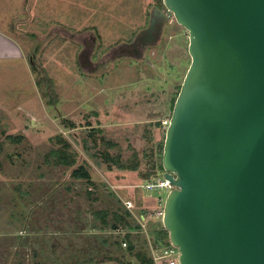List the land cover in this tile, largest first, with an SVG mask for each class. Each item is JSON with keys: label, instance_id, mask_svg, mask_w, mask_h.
I'll use <instances>...</instances> for the list:
<instances>
[{"label": "rangeland", "instance_id": "obj_1", "mask_svg": "<svg viewBox=\"0 0 264 264\" xmlns=\"http://www.w3.org/2000/svg\"><path fill=\"white\" fill-rule=\"evenodd\" d=\"M30 1L38 18H15L25 55L0 58V264H140L164 228L170 191L146 185L164 178L189 33L169 16L142 53H120L166 13L162 0ZM60 149L73 166L55 163ZM81 166L92 182L72 176ZM103 210L131 212L134 228L114 229L112 214L103 225Z\"/></svg>", "mask_w": 264, "mask_h": 264}, {"label": "water", "instance_id": "obj_2", "mask_svg": "<svg viewBox=\"0 0 264 264\" xmlns=\"http://www.w3.org/2000/svg\"><path fill=\"white\" fill-rule=\"evenodd\" d=\"M162 3L129 46L142 53L169 16L189 33L162 156L164 228L180 264H264V0Z\"/></svg>", "mask_w": 264, "mask_h": 264}, {"label": "trees", "instance_id": "obj_3", "mask_svg": "<svg viewBox=\"0 0 264 264\" xmlns=\"http://www.w3.org/2000/svg\"><path fill=\"white\" fill-rule=\"evenodd\" d=\"M178 95H177V97H178ZM176 100H177V98L174 101V106H175ZM174 106H173V109H174ZM163 149H164V146H163ZM54 155H55V163L57 165L73 166L75 164V160L71 159L70 155L63 149H60V150L54 152ZM105 156L108 157L107 155H105ZM119 158L120 157H118V159ZM107 159L109 160V158H107ZM120 167L127 168L125 166H120ZM131 168L137 169V166L135 165V167H131ZM157 170H158V172L160 171V172L164 173V168H163L162 163H160L159 167H157ZM72 176L76 179H87L88 181L92 182L90 173L83 166L75 169L72 172ZM149 177H150V174H144V179H149ZM110 214L113 215L112 220H113L114 224L112 225V227L114 229H118L120 227V225H123V227H127L130 230L134 228L131 226V221H130V219L133 218V215L129 211H125V213H121L120 211L111 212L108 210L95 212V215L101 219V222L105 226H108V224H109L108 217ZM136 228L139 229L140 231H143L142 224L137 225ZM130 232H132V231H129V233ZM155 235H156V238H155L156 247H165V246L170 245L169 232L165 228L157 230L155 232ZM128 239H129V236H128ZM129 250H131V251L134 250V245L131 243L130 240H129ZM137 258H138L140 264H155L152 256L149 257L145 252L140 251L139 253H137Z\"/></svg>", "mask_w": 264, "mask_h": 264}, {"label": "crops", "instance_id": "obj_4", "mask_svg": "<svg viewBox=\"0 0 264 264\" xmlns=\"http://www.w3.org/2000/svg\"><path fill=\"white\" fill-rule=\"evenodd\" d=\"M23 12L28 15L29 20L38 18L37 13L31 9L30 0H0V58L12 59L13 57L25 55L23 48L15 40L17 37L22 39L30 36L25 35V32L19 28L18 22L15 23V18ZM24 21H27V18ZM128 47L130 48L131 46L128 44L127 47H122L121 51L130 50ZM88 63L90 65L94 64L91 58ZM89 64L84 65L89 66Z\"/></svg>", "mask_w": 264, "mask_h": 264}, {"label": "built area", "instance_id": "obj_5", "mask_svg": "<svg viewBox=\"0 0 264 264\" xmlns=\"http://www.w3.org/2000/svg\"><path fill=\"white\" fill-rule=\"evenodd\" d=\"M167 127L170 124V120H166L163 122ZM147 189H155V188H167L169 191L172 189L170 182L166 179H162L156 183H148L146 185ZM126 205L131 208L133 206L132 202H127ZM161 216H164V211L160 213ZM143 220L145 217L143 216ZM144 227V225L142 224ZM123 232L122 230H120ZM124 246H127V243H124ZM152 258L155 264H180V250L178 247L174 246L170 243V245L165 247H159L157 250H153Z\"/></svg>", "mask_w": 264, "mask_h": 264}, {"label": "flooded vegetation", "instance_id": "obj_6", "mask_svg": "<svg viewBox=\"0 0 264 264\" xmlns=\"http://www.w3.org/2000/svg\"><path fill=\"white\" fill-rule=\"evenodd\" d=\"M160 4H158V6H159ZM146 29V28H145ZM130 45V44H129ZM143 47V46H142ZM146 46H144V48H145ZM128 49H130V50H125V52H123V53H130V51H132L131 53H133V54H135V55H137V53L134 51V48L133 47H128ZM122 49H120V53H122V51H121ZM115 53H117V52H115ZM140 54V53H139ZM90 55H91V53L90 54H87V59H89V57H90ZM85 64H89L88 62L87 63H85ZM84 65V64H83ZM90 65V64H89Z\"/></svg>", "mask_w": 264, "mask_h": 264}]
</instances>
